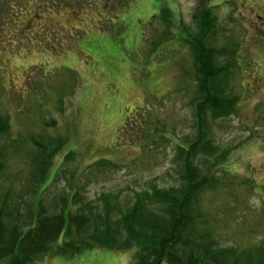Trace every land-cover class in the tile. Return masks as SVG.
<instances>
[{
	"label": "rangeland",
	"instance_id": "rangeland-1",
	"mask_svg": "<svg viewBox=\"0 0 264 264\" xmlns=\"http://www.w3.org/2000/svg\"><path fill=\"white\" fill-rule=\"evenodd\" d=\"M200 9L209 15L196 18ZM211 23L217 62H235L224 95L237 98L234 113L216 119L196 115L184 36ZM1 123L9 126L0 149L7 147L10 177L24 174L33 137L64 140L35 188L47 189L52 211L75 182L60 177L52 185L62 169L68 176L105 164L76 192L99 208L100 196L121 193L125 211L151 181L178 188L188 145L202 130L209 148L194 164L216 184L201 193L199 224L218 247L254 252L264 243V0H0ZM64 241L63 234L57 245ZM135 253L84 251L32 264H133Z\"/></svg>",
	"mask_w": 264,
	"mask_h": 264
},
{
	"label": "trees",
	"instance_id": "trees-1",
	"mask_svg": "<svg viewBox=\"0 0 264 264\" xmlns=\"http://www.w3.org/2000/svg\"><path fill=\"white\" fill-rule=\"evenodd\" d=\"M47 13L51 15L50 10ZM201 15H209V12L200 9L195 17ZM165 20L163 24L169 28ZM212 26V23L206 25L200 35L197 30L188 31L184 36L197 80L196 115L209 111L216 119L231 116L237 98L224 95L235 62H217L216 56L220 54L209 43L212 35L208 30ZM158 45L155 44V48ZM8 128V124L1 123L0 136L7 134ZM199 133L194 143L188 145V160L179 174L180 186L161 189L151 181L146 185L147 190L133 194L125 211L119 204L121 193L110 198L100 196L101 208L94 206L95 202L93 206L85 202L76 193L86 190L93 182L92 178L105 166L102 163L68 176L64 169L59 170L55 181L63 177L66 181H75L74 186L69 184L66 194L58 198L59 210L52 211L55 205L46 206L48 192H38L35 188L45 180L53 158L64 148L65 142L59 136L32 138L28 166L22 176L10 177L7 147L0 149V264H29L47 255L72 257L94 248H136L134 264H264V243L254 252L220 248L208 228L199 224L203 218L198 209L201 193L212 183L216 184L194 164L197 160L193 158L198 159L199 149L206 152L209 148L206 134L202 130ZM19 149L14 147L16 152ZM210 150L212 154L218 152L211 145ZM73 155V152L67 153L64 163L70 162ZM226 155L227 151L220 153L218 160ZM63 234L65 241L58 246Z\"/></svg>",
	"mask_w": 264,
	"mask_h": 264
},
{
	"label": "flooded vegetation",
	"instance_id": "flooded-vegetation-1",
	"mask_svg": "<svg viewBox=\"0 0 264 264\" xmlns=\"http://www.w3.org/2000/svg\"><path fill=\"white\" fill-rule=\"evenodd\" d=\"M196 1H203V0H196Z\"/></svg>",
	"mask_w": 264,
	"mask_h": 264
}]
</instances>
